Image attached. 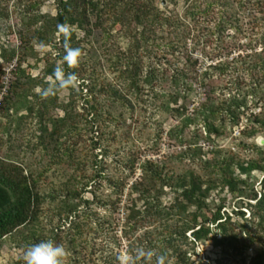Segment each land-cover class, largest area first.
<instances>
[{
    "label": "rangeland",
    "instance_id": "374dc122",
    "mask_svg": "<svg viewBox=\"0 0 264 264\" xmlns=\"http://www.w3.org/2000/svg\"><path fill=\"white\" fill-rule=\"evenodd\" d=\"M27 1L0 0V53L4 48L17 49L15 58L8 64H3L0 58V99L6 95L13 79L11 71L19 61L31 77H37L42 74L47 54L53 52L50 60L56 57L50 46L41 45H34L35 57L24 60L21 55L19 33L23 28ZM154 2L165 17H177L178 26L163 23L156 27L153 35L145 32L144 38L138 41L140 27L138 31H130L118 24L113 26L110 11L101 8V19L95 14L90 17L91 33L88 36L76 30L85 87L82 96L69 108L77 125L69 135L41 144L37 102L27 104L24 97L13 99L14 107L8 103L0 110V160L20 166L23 174L32 175L36 192L43 197L33 228L40 235L50 236L51 228L59 224V238L63 239L65 234L74 238V246L62 243L68 251L64 264H75V261H79L78 264H110L112 255L119 257L117 264H123L121 257L125 256L133 257V264H155V256L140 257L137 250L143 248L162 254L157 243L167 235L165 222L151 221L130 229L125 220L128 187L140 175V164L145 159L164 161L165 172L183 173L194 169L203 173L197 159L184 152L188 147L201 145L206 151L214 145L221 148L225 157L233 153L240 161H247L259 157L254 145L264 146L263 133L247 138L239 134L240 126H232L228 121H225V134L213 139V143L205 138L200 121L181 129L182 115L172 111L187 100L185 113L191 115L211 87L216 89L219 98L227 99L229 93L236 90L235 82L242 81L244 86L251 83L246 66L231 60L250 53L248 43L259 50V40L264 35V0ZM210 2L212 6L207 15L202 13L195 19L189 16L188 9L192 5L202 9ZM40 10L55 15L56 0H43ZM218 24L222 25L220 31ZM228 62L230 66L226 73L209 69L210 65ZM135 64L138 67L137 87L122 74L125 69H133ZM192 65L197 80L187 79L191 86L186 90L181 85L184 76L181 78L179 74L176 81L172 76L186 71L188 77ZM205 70L210 73L205 81L209 83L199 85V76ZM151 71L155 75L153 82L149 81ZM79 83H82L81 79L77 80L76 86ZM37 89L33 86L30 91L24 90L28 101L34 100L31 92L37 93ZM175 91L180 97L176 98L177 102L169 103L168 95ZM70 93L71 89L58 90V106L47 111L49 116L45 117V122H48L47 117L64 115L60 105L69 101ZM91 104L98 108L99 116L94 122H90L92 114L87 112ZM26 105H34L32 111ZM242 124L243 121L239 125ZM235 175L246 182L240 187L243 192H231L225 186H217L207 198L208 213L220 208L231 216L232 221L250 225L245 219L241 220L239 212L245 213L244 218H250L248 203L255 202L250 196L257 193L259 198L264 171L239 173L236 170ZM115 183H123L119 196L114 193ZM168 189L161 197V207H168L173 200V191ZM71 190L79 193L77 198L67 197ZM75 203L76 216L65 219L67 205L73 207ZM71 220L81 224V233L75 230L72 235L66 233ZM251 227L252 234L257 237L241 256H234L209 240L192 243L189 232L187 243L183 242L181 249L187 250L189 264H248L255 248L264 245V233L255 225ZM34 242L23 244L16 233L3 237L0 239V264H25L24 252L27 247L38 244ZM165 264L178 262L170 255Z\"/></svg>",
    "mask_w": 264,
    "mask_h": 264
},
{
    "label": "trees",
    "instance_id": "16d2710c",
    "mask_svg": "<svg viewBox=\"0 0 264 264\" xmlns=\"http://www.w3.org/2000/svg\"><path fill=\"white\" fill-rule=\"evenodd\" d=\"M224 1L227 3V0ZM42 4L43 0H28L25 3L22 17L23 28L19 33L21 55L24 60L28 57H35L37 54L33 52V47L34 45H41L50 46L56 52V57L54 56L50 60L53 52L47 54L48 57L45 59L42 74L37 77H31L26 72V69L22 67L21 61H19L11 71L13 79L8 85L6 95L3 99H0V110L6 108L5 106H8V103L10 105L13 104L14 107L13 99H20V97H24L27 104L37 102L35 105L38 107L37 113L40 124L39 142L45 144L47 141L61 139L76 130L77 125L74 123L75 121L71 112H69V108L72 107L76 98L82 96L85 87L82 73L84 69L79 63L69 65L64 60V56L68 48H81L80 40L77 37V29L83 31L85 36L91 33V15L95 14L98 19H101V8H106L111 13L110 19L113 26L118 24L128 28L130 31H138L139 27L141 28L138 41L142 37L144 38L145 32L153 35L156 27L163 23L176 27L179 21L177 17L175 19L174 17L162 15L154 0H56L55 15L42 13L40 10ZM211 6V2L202 9L199 8V5H192L188 9V14L193 19L202 13L207 15ZM58 25L70 27L71 33L67 38L58 29ZM221 26V24H218L217 30L220 31ZM148 37L149 35L145 38ZM259 42V50L256 49L255 45L248 43L250 44L249 48H251L250 53H246L243 56L238 55L237 58H232L231 60L246 66L251 76V83L244 86L241 85L242 81L235 82L236 90L229 93L227 99L219 98L216 95V89L211 87L204 100L198 108L194 109L191 115H186L185 113L187 97L184 96L186 101L172 110L178 116L182 115L181 129L191 124H197L200 121L203 124L205 138L213 143L215 138L225 134L227 129L225 121H228L232 126H240L239 134L247 138L253 137L257 133L264 134V35ZM16 51L17 49L13 47L2 49L0 53L2 63L8 64L11 62L16 56ZM58 61H60L59 64H57ZM229 66L230 62L214 64L210 65L209 69H216L220 73H226ZM57 67L61 68L65 75L75 74L77 80L81 79L82 83H79L76 87L67 88L71 89L69 101L60 105L64 110V115L47 117L48 122H45L46 120L44 119L49 116V110L58 106L57 94L59 89L55 94L48 97H42L38 92H31L33 101H28L24 90L27 88L30 91L33 86L41 90L49 87L55 81L54 71ZM137 69V64H135L133 69H125L122 72L135 87L138 86L139 81L137 79ZM188 71V77L186 71L183 73L180 71V73L172 76L174 81L180 76L179 74H181V78L184 76V81L182 80L181 85L186 90H190L189 86H191L187 79L197 80L194 65H192V70ZM153 72L149 73V81L151 82L155 78V75L152 74ZM209 74L208 70L200 74L198 84H208L209 82L205 81ZM177 89L181 90L180 85L177 86ZM113 94L118 95L115 91ZM119 96L121 98L122 95ZM168 96L169 103L180 97L177 91L173 94L170 93ZM122 98L124 99V97ZM174 102H177V100ZM249 102H251L250 106ZM95 105L91 104L90 109L87 111L92 114L90 122L97 121L99 116L98 108ZM33 106L26 105V108L32 111ZM242 116L245 118H242ZM70 117L72 120H70ZM241 121L244 124L239 125ZM254 147L258 151L259 157L258 159H249L247 161H240L233 153L225 157L221 148L214 145L206 149V151L201 145L195 144L193 148L188 147L184 152H188L190 157L197 159L203 173H197L194 169H188L183 173L165 172L164 161L145 159L140 164V175L128 187L126 224H130L129 228L134 229L138 224L141 225L151 221L165 222L164 226L166 227L167 235L157 244L162 254L166 257L174 255L178 264H189L187 250L181 249V244L183 242L187 243V232L190 234V242L192 243L209 240L212 245L221 246L231 251L234 256H241L248 247L254 244L257 237L252 234L251 226L259 227V230L264 233V177L260 183L262 192L259 198L257 193L250 196V199L255 201L254 203H248L251 209L250 218H244L245 213L243 211L239 212L241 220L245 219L250 225L232 221L231 216L222 212L220 208H217L213 213H208L206 202L210 192L219 185L227 187L231 192H243L240 187L246 182L235 175L236 170L239 173L255 170L264 171V146L254 145ZM131 168L133 169V164ZM117 184L115 183L116 191L114 193L119 196L123 191L121 187L123 183ZM86 186L85 184V190ZM166 188H169L168 191H173V200L168 207H161V197L167 193ZM78 195L77 191L71 190L67 197L73 199L74 197L77 198ZM42 198L36 192L32 175L23 174L20 166L10 165L0 160V239L16 233L17 235L19 234L23 244L27 245L35 243L34 241L40 243L45 240H52L57 244L64 242L67 245L71 244L74 246V238H71L70 235L65 234L63 239L61 236L59 238L57 233L58 228L61 229L59 224L57 227L51 228L52 234L50 236L40 235L37 233V229L33 228L32 225L37 217ZM76 205V203L73 207L67 205L65 219L76 216ZM29 225H31L30 228ZM69 225L66 231L67 234L72 235V230L81 233L80 223L71 220ZM117 260H119V257L112 255L110 264H117ZM75 262V264H78L79 261ZM248 264H264V245L260 248H255V253L249 259Z\"/></svg>",
    "mask_w": 264,
    "mask_h": 264
},
{
    "label": "clouds",
    "instance_id": "9594fccd",
    "mask_svg": "<svg viewBox=\"0 0 264 264\" xmlns=\"http://www.w3.org/2000/svg\"><path fill=\"white\" fill-rule=\"evenodd\" d=\"M58 29L65 34L67 38L71 29L67 25H58ZM81 58V50L78 48H68L64 60L69 65H76ZM55 81L49 87L37 92L42 97H48L55 94L58 89H67L75 87L77 77L75 74L65 75L63 70L57 67L54 71ZM137 255L144 258H152L155 256V264H165L166 256L164 254H156L152 250L145 251L143 248L137 250ZM68 256L67 249L62 244H57L52 240L43 241L38 244L27 247L24 252L23 259L25 264H64ZM123 264H133V257H121Z\"/></svg>",
    "mask_w": 264,
    "mask_h": 264
}]
</instances>
